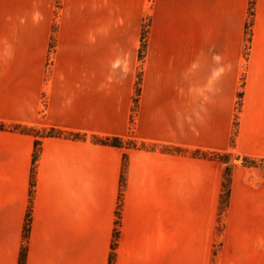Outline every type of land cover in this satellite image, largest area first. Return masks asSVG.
<instances>
[{"label":"crops","instance_id":"0c3cea01","mask_svg":"<svg viewBox=\"0 0 264 264\" xmlns=\"http://www.w3.org/2000/svg\"><path fill=\"white\" fill-rule=\"evenodd\" d=\"M57 1L0 0V264H264V0Z\"/></svg>","mask_w":264,"mask_h":264},{"label":"trees","instance_id":"16d2710c","mask_svg":"<svg viewBox=\"0 0 264 264\" xmlns=\"http://www.w3.org/2000/svg\"><path fill=\"white\" fill-rule=\"evenodd\" d=\"M253 4H254V0H250V9H252ZM143 46L144 45L142 44V51H143ZM138 91H139V88L137 89V92ZM5 128L6 127L3 124H0V129H5ZM14 129L22 131V132H25V133H28V134H31V135H33L36 138H41V137H70V138H73V139L82 138L81 135L74 134V133L65 134L64 132L56 130V129H49V130L44 131V132H40V131H37L35 129L22 128V127H15ZM43 134H44V136H43ZM92 140L95 143H98V144L111 145V146H117V147H122V145L124 144V140L121 139V138H117V137H94ZM130 144L133 147L136 146L133 143H130ZM39 145H40V142L38 140H36V148H35V151H34V154H33L32 177H31V181H30L31 191H32L33 186H34L33 173H34V167H35L36 161L38 159V155H39V153H38ZM195 154H198V153H195ZM217 155H219V154L211 155L210 158H216ZM122 179H123V173H122ZM229 183H230V173H229V169H227V171L225 173V177H224V182H223V187L225 188V190H224V192H222V196H221L222 199H223L224 196H225L226 199L229 196ZM28 229L29 228H28V224H27L26 225V237H27V234H28ZM115 245H116V242H115V239H114L113 246H115ZM25 250L23 251V253H22L21 257H20L19 264H24L25 254H26Z\"/></svg>","mask_w":264,"mask_h":264},{"label":"rangeland","instance_id":"374dc122","mask_svg":"<svg viewBox=\"0 0 264 264\" xmlns=\"http://www.w3.org/2000/svg\"><path fill=\"white\" fill-rule=\"evenodd\" d=\"M61 7H62L61 2H60V0H58V1L56 2V4H55V12H56V14L59 13ZM250 10H251V9H250ZM251 11H252V10H251ZM144 37H145V33H144ZM139 78H140V76H139ZM41 134H42V133H41ZM44 134H45V133H44ZM44 134H43V136H44ZM122 147H126V148L131 147L130 141H125V140H124V144L122 145ZM218 156H219V157H218ZM216 159H217V160H220V161H226V160H228V157H227L226 155H223V154H220V153H219V155L216 156ZM235 163H236V164H239V163H240V160L237 159ZM124 166H125V162H124ZM123 168H124V167H123ZM121 181H122V184H123V182H124V176H123V179H121ZM224 190H225V188L222 186L221 191L224 192ZM221 196H222V193H221ZM226 200H227V199L225 198V196L223 197V199H222V198L220 199V205H219V210H218V233H220V231H221V222H220V220H221V215L223 214V211H224V208H225ZM121 201H122V194H120V202H119V204H118V210H117V212H116V218H117V219L120 218V211H119V208H120Z\"/></svg>","mask_w":264,"mask_h":264}]
</instances>
